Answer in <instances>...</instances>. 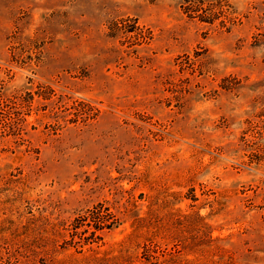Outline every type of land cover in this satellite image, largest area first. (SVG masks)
Instances as JSON below:
<instances>
[{
	"label": "rangeland",
	"instance_id": "obj_1",
	"mask_svg": "<svg viewBox=\"0 0 264 264\" xmlns=\"http://www.w3.org/2000/svg\"><path fill=\"white\" fill-rule=\"evenodd\" d=\"M0 264H264V0H0Z\"/></svg>",
	"mask_w": 264,
	"mask_h": 264
}]
</instances>
